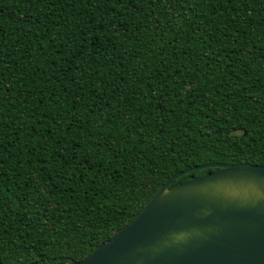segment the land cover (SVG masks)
<instances>
[{
    "label": "trees",
    "instance_id": "trees-1",
    "mask_svg": "<svg viewBox=\"0 0 264 264\" xmlns=\"http://www.w3.org/2000/svg\"><path fill=\"white\" fill-rule=\"evenodd\" d=\"M208 163L264 165V0H0V264L79 261Z\"/></svg>",
    "mask_w": 264,
    "mask_h": 264
},
{
    "label": "water",
    "instance_id": "water-1",
    "mask_svg": "<svg viewBox=\"0 0 264 264\" xmlns=\"http://www.w3.org/2000/svg\"><path fill=\"white\" fill-rule=\"evenodd\" d=\"M207 167L216 169L169 186ZM55 264H264V165L186 168L83 259Z\"/></svg>",
    "mask_w": 264,
    "mask_h": 264
}]
</instances>
